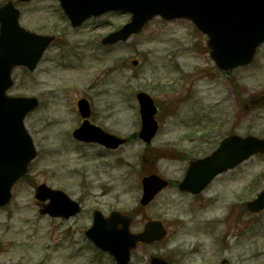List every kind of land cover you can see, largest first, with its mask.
Wrapping results in <instances>:
<instances>
[{
	"label": "rangeland",
	"instance_id": "obj_1",
	"mask_svg": "<svg viewBox=\"0 0 264 264\" xmlns=\"http://www.w3.org/2000/svg\"><path fill=\"white\" fill-rule=\"evenodd\" d=\"M53 3L34 0L21 6L23 27L58 39L47 52L50 59L36 70L12 72L14 85L8 94L36 97L41 104L24 120L37 157L13 187L10 204L0 208V264H115L84 238L93 207L104 213L134 214L133 230L147 220H159L167 228L166 238L134 250L130 264H150L151 255L171 264H264V210L252 214L241 208L264 189V154L219 175L211 200L202 208L176 189L140 205L143 176L152 172L181 176L177 149L167 142L187 147L179 144L183 130L213 126L217 144L230 134L264 138V44L249 65L224 73L210 58L207 38L188 20L157 17L128 41L104 47L102 36L126 23L129 15L109 13L72 28ZM232 84L240 87V98ZM139 91L159 107L161 127L151 148L136 137ZM79 96L89 100L99 122L130 141L120 148L115 178L108 181L104 176L105 187L86 191L79 217L73 221L41 217L34 200L38 183L65 192L73 184L74 197L80 192L78 180L66 172L67 164L78 156L69 136L79 119L75 110ZM242 97L253 100L247 110ZM254 103L258 106L251 108ZM155 151L163 155L154 157ZM86 158L95 163L97 150L89 147Z\"/></svg>",
	"mask_w": 264,
	"mask_h": 264
},
{
	"label": "water",
	"instance_id": "obj_2",
	"mask_svg": "<svg viewBox=\"0 0 264 264\" xmlns=\"http://www.w3.org/2000/svg\"><path fill=\"white\" fill-rule=\"evenodd\" d=\"M28 1V0H21ZM64 0L61 6L73 27L79 26L91 16L109 11L131 14V20L119 30L102 39L103 45L127 40L139 33L154 16L164 19L186 18L208 36L210 56L223 71L250 63L257 47L264 42V0ZM19 12L11 2L0 8V207L11 199L12 185L27 171L28 163L36 155L33 141L25 129L26 114L37 106L34 97H14L6 94L12 86V70L35 66L49 43L51 36L30 32L21 27ZM137 64L136 60L131 62ZM141 116L139 137L148 142L157 131L154 119L156 106L145 92H138ZM82 116H87V102H79ZM75 136L88 141H98L109 147H117L123 139H117L99 129L83 125ZM256 153H264V138L232 135L224 138L219 147L208 157L191 164L180 189L198 193L217 174L232 169ZM167 181L151 174L142 179L143 194L140 200L147 205L161 191ZM38 200H49L40 213L52 217L68 218L79 212L78 203L71 201L63 192L45 185L36 188ZM252 212L264 209V190L247 204ZM131 218L120 212H112L104 218L94 212L93 225L86 231L87 237L100 249L113 256L117 264H128L130 253L138 242L151 243L166 235L163 224L148 221L139 233H131ZM118 225H121L120 227ZM151 264H169L159 256L151 257Z\"/></svg>",
	"mask_w": 264,
	"mask_h": 264
},
{
	"label": "flooded vegetation",
	"instance_id": "obj_3",
	"mask_svg": "<svg viewBox=\"0 0 264 264\" xmlns=\"http://www.w3.org/2000/svg\"><path fill=\"white\" fill-rule=\"evenodd\" d=\"M10 0H0V7L3 6L4 4L9 3ZM34 0L26 1L23 2L21 0H13L14 6L19 10V15L21 16L22 14V8L21 6L25 4H30ZM43 1H51L54 2L53 4L56 5V10L57 13L62 16L63 18L67 19L65 16L62 8H61V2L64 0H43ZM70 1L72 3H77L79 0H66ZM69 2V3H70ZM115 13V12H114ZM109 14V13H108ZM93 17L89 20L92 19H98L103 17ZM47 35H53L55 38L53 42L47 47L45 52L43 53L41 59L38 62V66H40L44 61L49 60L50 57L48 56V50H50L53 45L56 43L58 37L55 34H47ZM115 46V45H114ZM107 47H113V46H107ZM81 99H86L88 102V115L87 116H82L81 112L78 108V102ZM243 98V105L246 107V101L249 102L250 100L248 98ZM253 102V100H252ZM76 103V112L79 115L78 122L76 121L75 125L73 128H71L69 140L71 143L74 144L73 150L77 152V157H75V160H73L71 163H68L66 166V172L70 176L71 179H76L78 180V184L76 187L79 189V195L74 197V185L72 184L71 186L73 187L72 189H68V195L78 201V203L81 205V211L78 213L76 216L71 217L67 219V221H73L77 217H79L83 212H84V198L87 195L86 191L90 190L91 187H105V182H104V176H106L107 180L109 181L111 177L115 178V173L118 168V166L121 164V157H120V148L122 145L118 147H108L105 144L99 143L97 141H85L79 137L74 136V132L82 127V125H91L94 129H100L104 133H109L110 135H114L117 137H121L120 135L116 134L113 132V130H110L109 127L104 125L102 122H99L97 119L96 112L93 110V108L90 105L89 100L84 97V96H79L75 100ZM40 101H39V106H40ZM159 133V130L157 131L156 135ZM83 138V137H82ZM155 138V137H154ZM154 138L151 140L150 143H147L148 147L151 148ZM179 140L180 143H187V147L181 148V146H177L174 143L167 142V144L172 145L175 149L176 155L178 159H175L177 161L182 162V167L180 171V177L177 178H168V186L164 189H176L180 194L189 196L192 198L193 202L195 201L196 205L198 208H202L208 204V201L211 200L213 192H212V187L216 183V180L218 176L213 177L203 188L201 191L198 193L192 194L190 192H183L179 190V183L184 179L186 172L188 170V167L191 162L204 158L208 156L213 149L217 147V131L215 127L213 126H206V125H196L191 127V129H186L181 132L179 135ZM129 139H125V144L129 143ZM178 144V145H179ZM89 147H92L97 150V159H95V163H89L92 162L91 160L86 158V151ZM214 147V148H213ZM180 152H179V151ZM156 152H158L156 154ZM163 154L162 152L155 151L154 157H161ZM108 156V158H107ZM153 173V172H152ZM161 175V174H159ZM162 177H165L164 175H161ZM89 182L96 184L95 186H90ZM71 190V191H70ZM163 190V191H164ZM247 203V202H246ZM241 208L246 210V204L245 206H241ZM95 210H99L98 208H92L90 212H92L91 215V220L90 223L87 224L86 229L91 225L92 223V215ZM247 211V210H246ZM112 212L109 211L108 214L104 213L105 216L109 215ZM254 214V213H252ZM136 217V216H135ZM133 226V221L131 224V228ZM85 229V230H86ZM84 230V232H85ZM138 231V230H136ZM85 240L91 244V242L84 237ZM155 244V243H153ZM198 247V246H197ZM171 264V263H170Z\"/></svg>",
	"mask_w": 264,
	"mask_h": 264
}]
</instances>
